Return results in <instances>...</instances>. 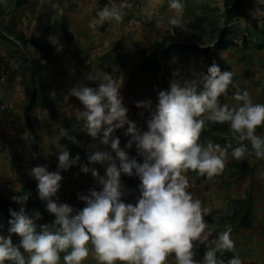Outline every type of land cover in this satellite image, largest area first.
<instances>
[{"label":"clouds","instance_id":"obj_1","mask_svg":"<svg viewBox=\"0 0 264 264\" xmlns=\"http://www.w3.org/2000/svg\"><path fill=\"white\" fill-rule=\"evenodd\" d=\"M169 8L175 15L169 17L168 24L182 29V0H169ZM123 14L113 0L98 11V18L101 23L120 22ZM187 73L185 76L174 70L168 88L156 92L155 103L151 98L135 101V107L142 110L139 115L148 113L143 129L128 118L120 91L122 77L117 84L105 74L104 82L95 88L79 83L69 89L83 106L77 118L83 121L82 130L90 138L89 163L81 165L80 171L90 172L99 190L89 188L87 194L78 193L77 199L84 205L80 209L62 202L64 198L59 201L61 172L80 159L78 154L70 156L66 147L57 153L55 170L33 166L29 175L36 181L37 197L54 219L51 225L42 224L37 230L35 222L41 219V212L26 208L30 193L13 195L11 200L19 208L9 209L7 234H0V264H60L61 253L63 264H83L89 244L98 264H164L170 254L176 264H243L238 255L227 261L218 259V252L234 250L231 229L209 239L214 231L204 219L209 209L188 190L184 173L195 170L211 178L225 168L230 145L198 142L208 122L228 125L237 143L231 149L233 159L240 160L246 154L264 158V136L256 133L257 126L264 123V104L254 103L246 89L233 94L238 105L220 103L218 98L235 83L232 71H222L215 62L206 72L190 66ZM83 78L96 80L91 71ZM118 129L128 137L123 147L115 135ZM67 138L79 144L75 136ZM244 141L250 143V149ZM133 146L142 162L129 156L127 150ZM92 164H106L104 174H98ZM121 174L135 175L139 180L135 204L122 199L131 189H124ZM13 235L19 238L18 243L12 242ZM199 244L205 245V251L196 260L194 248Z\"/></svg>","mask_w":264,"mask_h":264},{"label":"rangeland","instance_id":"obj_2","mask_svg":"<svg viewBox=\"0 0 264 264\" xmlns=\"http://www.w3.org/2000/svg\"><path fill=\"white\" fill-rule=\"evenodd\" d=\"M25 1L27 3L16 7L14 0H0V34L5 37V39L0 37V61L2 63V60L7 59L11 71L15 70V74L10 72L0 80V118L8 110L20 117L21 124L25 123L21 113L24 87L16 77L17 69L22 63L16 57L11 58L16 49L22 51L29 59L42 58L41 72L52 82L51 94L58 115L70 119L72 125L78 129H82L83 121L77 118V111L82 110L83 106L69 92L75 84L87 83L88 86L95 88L99 83L104 82L105 74L112 76L117 84L122 77L120 91L128 112L135 107L137 100L151 98L155 103L156 93L149 85L151 74L140 71L138 66L141 58L152 51V45L167 31L173 29V26L168 24V19L175 15V11L169 8V0H124L117 3L124 13L122 21L107 20L102 23L98 18V11L101 9L98 0ZM202 4L207 5L210 11L215 8H219V13L222 11L221 0H208ZM61 17L65 19L71 39L60 41L52 32H48L45 39L39 40V49L30 43H27L26 48H22L7 31V27L10 26L22 31L27 39L32 35L38 38L41 25L51 24ZM181 19L182 21L186 19L184 11ZM249 23H256L258 27L264 26V14L255 7ZM246 24L243 19H239L235 24L227 25L232 31L233 44L219 57L220 69L230 70L233 73L235 87L229 85L226 94L218 98L220 103H226L230 107L240 103L233 98V94L237 90L245 89L254 103L264 104V48L256 50L251 45L241 48L240 36H244ZM234 29L238 30L236 35ZM170 43L172 42L168 41L163 48L171 51L169 57L159 56L157 61L167 67L179 61L184 66L180 67L179 71L187 76V69L190 66L198 67L200 62L195 60L192 54L188 61H183L185 54L183 44L174 42L172 48ZM46 48L50 50L51 58L57 57L54 63H49V58L45 57ZM88 71L96 76L95 81L84 80V74ZM171 79L173 74L168 80ZM140 111L142 110L136 108L130 120L136 121L137 126L143 129L148 113L144 111V115L141 116ZM30 118L36 132V141L26 128L20 137H7L2 144L0 143V194L10 199L13 195L21 194L19 183L23 186L26 179H32L29 170L33 166L47 164L46 159L51 158L52 162H56L57 153L61 149L56 144L59 137L57 124L39 109H36ZM257 127H261L262 130L260 134L256 133L264 135V123ZM34 144L37 145L38 152L34 151ZM246 157L247 154L244 158ZM231 163L232 158L226 155L224 168L226 176L231 170ZM95 165L92 167L95 168ZM50 169L53 171L56 168L50 167ZM241 175L251 181V187L258 195L264 196L262 192L264 158H249L247 168ZM192 176L193 179L209 180L216 175L209 178L196 173L195 177ZM131 178L134 179L133 176ZM230 182L229 180L224 184L230 185ZM256 184L259 186L256 187ZM257 188L260 190L258 191Z\"/></svg>","mask_w":264,"mask_h":264},{"label":"trees","instance_id":"obj_3","mask_svg":"<svg viewBox=\"0 0 264 264\" xmlns=\"http://www.w3.org/2000/svg\"><path fill=\"white\" fill-rule=\"evenodd\" d=\"M124 0H115V3L123 2ZM208 0H182L183 11L185 20L182 21V29H173L167 31L162 37L152 45V51L148 55H144L141 58V63L138 66L142 72H149L151 74L150 89L153 92H157L160 89H167L169 85V78L173 74L174 70H179L180 67H184L181 62H174L171 66H163L157 58L160 56L169 57V49L163 50L165 44L170 41L173 44H183L182 47L185 49L183 61H188L190 54L193 55L195 60H198V67L203 69L205 72L207 67L213 62L219 63V57L222 52L227 50L233 44V38L231 37L232 31L227 28L229 23L235 24L236 20L243 19L247 24L244 29V36L241 35V48L244 49L248 45L256 50L264 48V26L258 27L256 23H249L251 19V13L259 9L264 14V3L261 0H221L222 11L219 13V8L209 10L205 3ZM113 2V0H98L99 7L102 8L104 5ZM27 3L25 0H14V5L20 7L22 4ZM202 4V5H201ZM188 18V19H187ZM234 27V26H233ZM9 35H11L15 41H17L22 48L27 47V43H30L39 47V40L45 39L48 32H52L55 37L60 41H69L71 35L67 32V25L65 19L61 17L58 21H54L51 24H43L40 26V37L32 35L29 39L26 38L22 31L15 30L13 27H7ZM238 33L237 29H234V35ZM0 37L5 39L0 34ZM10 42V41H9ZM175 42V43H174ZM45 57H48L49 63H54L57 59H53L50 56V50L45 49ZM16 57L21 61L20 67L17 69L18 73L16 77L20 79V83L24 87V99L21 106V113L25 119V123L21 124L20 117L15 115L11 111H5L3 116L0 118V143L2 144L7 137L18 138L23 135L27 128L31 134L33 140L36 141V132L31 122V115L36 109L42 110L47 114V117L54 123L57 124L59 130V137L56 144L62 149L66 147L70 153V156L79 155V161L76 165L71 166L67 171L68 173H75L80 171L81 165H87V155L90 153L87 145L90 143V138L83 132L81 128H76L72 125L70 119L60 117L58 115V109L52 99L51 87L52 82L41 72L42 58L29 59L22 51L16 49L15 54L11 55V58ZM44 57V58H45ZM46 58V59H48ZM184 62V63H185ZM1 63V61H0ZM183 63V64H184ZM13 72L8 64V60H2L0 64V80L5 78V75ZM15 76V75H13ZM7 79V77H6ZM125 99L123 98V103ZM135 107L129 109L127 113L128 118L133 117ZM138 123H141L138 121ZM66 130L65 135H61ZM261 127L256 128V132L260 134ZM120 138V147H123L128 137L123 135V129H118L115 132ZM75 136L79 141V144L71 143L67 137ZM264 136V135H262ZM211 141L214 144H219L221 147L230 145L228 147L227 156H231V149L237 146V143L233 139L232 131L229 129L226 123H213L208 122V126L201 132L199 141L205 143ZM251 148L248 141H244ZM34 151L38 152V147L34 144ZM130 157H135L137 160L140 156H137L135 147L127 150ZM114 155V153H113ZM249 158H255L254 154H247L246 158L236 160L232 158L230 165L231 170L228 178L234 179L237 176L243 174L247 168V161ZM225 169L216 175L218 179H224ZM66 181L71 178L64 175ZM76 184L79 182L77 178L74 179ZM135 179L129 181L124 177H120L121 184L124 189H134ZM78 185V184H77ZM21 192L30 193L29 200L26 202L27 209H39L41 212V219L35 223L37 227L42 224L51 225L54 217L44 210L42 202L37 197L36 192V181L34 178L25 181L21 187ZM82 193V192H81ZM84 193V192H83ZM82 193V194H83ZM87 194V192H85ZM63 196V197H62ZM72 197V195H71ZM61 198H66L64 193H61ZM252 196L250 192H246L245 196L241 199H228L227 211L225 215H221L217 212L208 214V218L212 219V223L217 226L229 227L234 224L240 223L247 218L251 212ZM18 210L19 206L14 203L10 198L0 194V213L6 221L10 219L9 209ZM216 219V220H213Z\"/></svg>","mask_w":264,"mask_h":264},{"label":"crops","instance_id":"obj_4","mask_svg":"<svg viewBox=\"0 0 264 264\" xmlns=\"http://www.w3.org/2000/svg\"><path fill=\"white\" fill-rule=\"evenodd\" d=\"M60 149V148H59ZM62 150V148L60 149ZM142 157L138 159V162H142ZM46 165L49 171L56 168V162H52V158L47 160ZM89 163V162H88ZM87 163V165H88ZM94 164L91 165V167ZM96 169L98 170V174L103 175L105 165L96 164ZM64 175L70 178H77L79 181L78 188L79 190L85 194L89 188H95L99 190V186L96 184V181L91 176V173H83L81 171H77L75 173H68V171H62ZM195 170H186L185 175L189 180V191L193 194L194 198H198L202 201V205L209 209L208 214L210 213H219L221 215H225L227 211V201L228 199H241L245 196L246 192H250L252 195V202H251V212L247 216L245 220L240 223L234 224L229 227L225 226H217L212 223V219L207 216L204 219L211 225L214 226V231L209 237V239H213L217 236L218 233L227 230L228 228L231 229L230 238L234 241V250H222L221 252L217 253L218 259H223L227 261L233 255H238L243 264H264V196L258 195L254 189L251 187V181L246 180L245 177L242 175L237 176L234 179L228 178L224 173V179H218L216 176L212 179L206 180L198 179V178H191L195 177L196 175ZM134 179V189L131 192H128L126 196L122 197L125 203H133L135 204V198L139 195L137 191V185L139 184L138 178L133 175ZM199 177V176H198ZM29 179V178H28ZM26 179V180H28ZM231 181L230 185L228 183L225 185L226 181ZM206 181V182H205ZM210 181V182H207ZM214 182V183H213ZM255 183H253L254 186ZM250 186V187H249ZM259 184H256V187ZM19 187H22V184L19 183ZM261 187V186H260ZM264 193V184L262 186ZM249 190V191H247ZM259 191L260 189L257 188ZM262 193V195H263ZM3 195V194H2ZM256 195V196H255ZM63 197V196H62ZM43 205V204H42ZM75 209L82 208L83 202L78 200L75 204L72 205ZM216 220V219H213ZM39 230V227H37ZM0 234H7V221L4 219L2 214L0 213ZM19 238L15 235L12 236V242L18 243ZM89 255L83 261V264H98V261L95 258V253L89 244ZM205 251V245L199 244L197 247L194 248L195 256L193 257L196 260H200L203 257V253ZM61 255L60 264H63V253ZM117 264H120L118 261ZM164 264H176L174 257L170 254Z\"/></svg>","mask_w":264,"mask_h":264},{"label":"built area","instance_id":"obj_5","mask_svg":"<svg viewBox=\"0 0 264 264\" xmlns=\"http://www.w3.org/2000/svg\"><path fill=\"white\" fill-rule=\"evenodd\" d=\"M62 177L63 178L60 181V188H59V190L57 192V197H58L59 201L62 200L61 193H64L66 198L63 199L62 202L68 203L70 205H73V204L76 203V201H78L77 194L78 193L82 194V193L78 189L74 178H71L69 181H66L63 175H62ZM120 177H122V178L126 177L125 179H127L128 181L130 179H132L131 176H125L124 174H121ZM70 194L72 195V197L70 196Z\"/></svg>","mask_w":264,"mask_h":264}]
</instances>
